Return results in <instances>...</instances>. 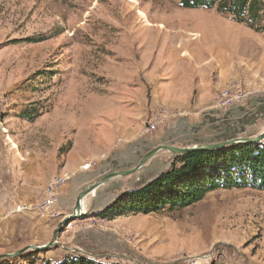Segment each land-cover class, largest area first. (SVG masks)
<instances>
[{
	"label": "rangeland",
	"instance_id": "rangeland-1",
	"mask_svg": "<svg viewBox=\"0 0 264 264\" xmlns=\"http://www.w3.org/2000/svg\"><path fill=\"white\" fill-rule=\"evenodd\" d=\"M256 25L178 0H0V255L47 244L81 190L133 167L157 144L186 147L263 132L264 89L242 73L246 68L253 80L264 70V49L259 59L253 38L264 34V7ZM186 67L200 104L164 102L160 85L170 79L180 87L175 72ZM236 87L243 100L218 107L221 92ZM157 106L184 115L150 135L147 118ZM174 156L159 151L134 174L99 186L54 245L0 264L74 255L101 264H264V191L253 187L219 188L181 209L96 214L166 171ZM63 172L71 176L54 216L14 211L19 203H46L48 183Z\"/></svg>",
	"mask_w": 264,
	"mask_h": 264
},
{
	"label": "trees",
	"instance_id": "trees-1",
	"mask_svg": "<svg viewBox=\"0 0 264 264\" xmlns=\"http://www.w3.org/2000/svg\"><path fill=\"white\" fill-rule=\"evenodd\" d=\"M183 8H216L236 22L258 30L263 0H178ZM31 118V117H30ZM253 187L264 191V143H239L214 150L175 155L170 167L136 189L122 192L96 213L113 219L125 214H148L165 208L181 209L201 201L219 188ZM42 264H101L83 255Z\"/></svg>",
	"mask_w": 264,
	"mask_h": 264
},
{
	"label": "water",
	"instance_id": "water-1",
	"mask_svg": "<svg viewBox=\"0 0 264 264\" xmlns=\"http://www.w3.org/2000/svg\"><path fill=\"white\" fill-rule=\"evenodd\" d=\"M264 141V131L261 132L260 134L253 136V137H236L232 139H227L219 142H214V143H203V144H195L192 146H186V147H179V146H174L172 144H158L154 146L152 149L147 151L142 157L139 159L138 163L134 165L131 168L120 170V171H114L111 173H108L101 178H99L97 181L94 183L90 184L88 187L85 189L81 190L75 199L73 211L70 215H67L64 217V219L58 224L57 228L54 229L52 233L51 240L45 244V245H29L26 246L22 249H19L13 253H6V254H1L0 259L5 258V257H15L26 250H43L47 247H50L56 243L57 239V234L62 231V228L64 225H66L70 220H73L76 217L81 216L84 212L82 211V201L83 199L88 195L92 194L95 192V190L109 182L115 177H126L131 174H134L137 172L140 168H142L148 160H150L154 155H156L159 151L165 150L170 152L173 155H182L188 152L192 151H197V150H214V149H219L222 147L226 146H231L233 144H239V143H251V144H261Z\"/></svg>",
	"mask_w": 264,
	"mask_h": 264
},
{
	"label": "crops",
	"instance_id": "crops-1",
	"mask_svg": "<svg viewBox=\"0 0 264 264\" xmlns=\"http://www.w3.org/2000/svg\"><path fill=\"white\" fill-rule=\"evenodd\" d=\"M253 38L255 41H258L257 42L258 44L256 46H257V52L259 54H257V57L260 59L263 56V55L261 56L260 53L262 52V49H264V34H255L253 36ZM181 61H182V63H186V65H188L190 62L189 58H183V57L181 58ZM204 61H205V59H200L199 63H202ZM244 62H245V64H247L246 61H243V62L239 61V63H244ZM187 67H189V66H187ZM187 67L184 68L183 70L179 68L180 69V75L178 74L179 72H175L174 81H175V83L178 82L180 87L176 88L174 86H170L169 84H167L170 82L169 81L170 79L165 80V82H163V84L160 85V86H163V88H164V93H163V97H162V100H164V102L166 101V102H168L174 106H185V105H189L190 104L189 102L191 101V99L194 98V100H195L194 102L197 101L196 102L197 105L200 104L199 100H201L203 97H202L200 92L196 93L195 95L193 94L195 85H194L193 78H192L193 76L188 75L190 73V71H189L190 69ZM155 72H157V71L151 70L150 74H155ZM159 72H162V71H159ZM163 72L168 73V70L165 71V69H164ZM242 74H244L242 77L244 82H248V84L252 85L255 88L257 87L260 89H264V70H263V67H260L259 70H256V73H253V74H255V76H256V74H259V79H256V78H254L253 80L249 79V71L246 68H245V70H243ZM194 80H195V78H194ZM163 88H161V89L163 90ZM174 128L175 127H173L172 129H174ZM179 128H181V127H179ZM179 128L177 127L176 129H174L176 131V133H177V130L179 131ZM159 136L161 137L162 134L158 135V137ZM135 138L136 137H133L129 140L131 141ZM137 140H139V139H137ZM135 141H136V139H135Z\"/></svg>",
	"mask_w": 264,
	"mask_h": 264
},
{
	"label": "built area",
	"instance_id": "built-area-1",
	"mask_svg": "<svg viewBox=\"0 0 264 264\" xmlns=\"http://www.w3.org/2000/svg\"><path fill=\"white\" fill-rule=\"evenodd\" d=\"M234 92L227 93L224 97L216 102L218 107H228L229 105L237 102L238 100H243L245 94L239 93V87L235 88ZM184 115L183 112H174L171 114H163L162 110L158 109V106L154 108L150 115L147 118L146 133L153 134L156 132L162 125H164L169 119H173L179 115ZM65 183V182H64ZM64 183H60L58 189L49 190V199L46 203H39L37 205H26V204H17L15 206V212L23 211H35L41 217L54 216L53 207L57 202L59 190Z\"/></svg>",
	"mask_w": 264,
	"mask_h": 264
},
{
	"label": "bare ground",
	"instance_id": "bare-ground-1",
	"mask_svg": "<svg viewBox=\"0 0 264 264\" xmlns=\"http://www.w3.org/2000/svg\"><path fill=\"white\" fill-rule=\"evenodd\" d=\"M133 11V10H132ZM134 12V11H133ZM146 14V13H145ZM137 15V14H136ZM140 18L141 19H144L146 16L145 15H142L140 14ZM233 89V88H232ZM226 90V89H225ZM230 92H234V90H230V91H223L221 92L220 94V97H219V100L224 97L227 93H230ZM70 174L67 173V172H63L61 174H57L52 180H50V182L48 183L47 187H46V193H47V196L49 195V190L51 189H57L59 186H60V183H64L66 180H68L70 178ZM82 211L84 212L85 209L82 207Z\"/></svg>",
	"mask_w": 264,
	"mask_h": 264
}]
</instances>
